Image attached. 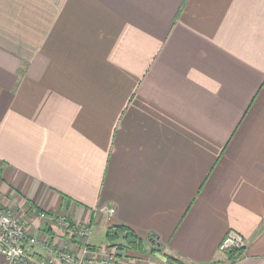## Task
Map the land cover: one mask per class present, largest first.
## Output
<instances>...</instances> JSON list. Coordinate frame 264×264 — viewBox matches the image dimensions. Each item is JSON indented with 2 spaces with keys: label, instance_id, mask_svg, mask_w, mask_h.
I'll list each match as a JSON object with an SVG mask.
<instances>
[{
  "label": "crops",
  "instance_id": "obj_1",
  "mask_svg": "<svg viewBox=\"0 0 264 264\" xmlns=\"http://www.w3.org/2000/svg\"><path fill=\"white\" fill-rule=\"evenodd\" d=\"M0 206L67 249L38 212L155 236L130 264H264V0H0Z\"/></svg>",
  "mask_w": 264,
  "mask_h": 264
},
{
  "label": "built area",
  "instance_id": "obj_2",
  "mask_svg": "<svg viewBox=\"0 0 264 264\" xmlns=\"http://www.w3.org/2000/svg\"><path fill=\"white\" fill-rule=\"evenodd\" d=\"M109 215L110 207L103 208ZM38 217L50 227H57L74 241L75 249L53 246L48 238L30 233L27 224L14 216L11 209L0 206V255L3 264H130L125 252L114 248L90 246L92 227L78 223L63 214L38 212ZM44 249L50 257H41L34 248ZM245 247L244 239L236 232L226 234L219 245V251L237 254ZM120 264V263H119Z\"/></svg>",
  "mask_w": 264,
  "mask_h": 264
},
{
  "label": "trees",
  "instance_id": "obj_3",
  "mask_svg": "<svg viewBox=\"0 0 264 264\" xmlns=\"http://www.w3.org/2000/svg\"><path fill=\"white\" fill-rule=\"evenodd\" d=\"M105 238L107 239L108 248H114L119 252H145L146 244L155 246L158 249L155 236H150L149 240H142L138 235L130 228L124 225L110 226L106 230ZM121 241V242H120ZM157 244V245H156ZM128 251V252H127ZM167 264H185L180 259L166 256Z\"/></svg>",
  "mask_w": 264,
  "mask_h": 264
},
{
  "label": "rangeland",
  "instance_id": "obj_4",
  "mask_svg": "<svg viewBox=\"0 0 264 264\" xmlns=\"http://www.w3.org/2000/svg\"><path fill=\"white\" fill-rule=\"evenodd\" d=\"M64 215V214H63ZM66 216V215H65ZM67 218H68V216H66ZM97 240H102L103 241V243H105V239H104V236L102 237V236H99V237H97L96 238ZM98 247H101V246H98Z\"/></svg>",
  "mask_w": 264,
  "mask_h": 264
}]
</instances>
